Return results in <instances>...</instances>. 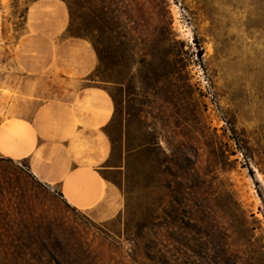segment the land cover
Returning <instances> with one entry per match:
<instances>
[{
  "label": "rangeland",
  "instance_id": "rangeland-1",
  "mask_svg": "<svg viewBox=\"0 0 264 264\" xmlns=\"http://www.w3.org/2000/svg\"><path fill=\"white\" fill-rule=\"evenodd\" d=\"M34 1L0 0V127L10 106L44 90L18 84ZM62 1L85 16L83 35L103 12L141 24L108 29L111 55L122 39L147 64L134 66L99 139L108 151L87 161L119 209L104 219L78 209L29 160L0 155V264H264V0ZM169 37L181 62L173 77L160 64ZM98 183L71 185L104 192Z\"/></svg>",
  "mask_w": 264,
  "mask_h": 264
},
{
  "label": "crops",
  "instance_id": "crops-1",
  "mask_svg": "<svg viewBox=\"0 0 264 264\" xmlns=\"http://www.w3.org/2000/svg\"><path fill=\"white\" fill-rule=\"evenodd\" d=\"M69 22V9L62 0H36L29 5L24 40L30 44L19 55L23 70L18 84L44 90L31 105L9 107L12 115L0 127V136L1 128L7 131L0 155L29 160L33 174L50 186L57 185L71 203L65 188L78 182L81 172L97 173L87 161L108 151L107 143L99 139L114 119L116 107L103 88L79 87L94 73L98 58L87 40L67 36ZM82 143L92 150L76 151ZM103 186L104 197L87 209L102 219L119 209L117 192L106 181Z\"/></svg>",
  "mask_w": 264,
  "mask_h": 264
},
{
  "label": "trees",
  "instance_id": "trees-1",
  "mask_svg": "<svg viewBox=\"0 0 264 264\" xmlns=\"http://www.w3.org/2000/svg\"><path fill=\"white\" fill-rule=\"evenodd\" d=\"M69 13H70V22L68 29L66 31L67 36L69 37H75V38H81L84 40H87L92 47L94 48L97 58H98V64L97 67L92 75H90L86 80L87 82H95V83H101L104 84L106 87H101L110 95L112 98L115 107H116V114L114 116V119L116 115L118 114V107H119V96L120 93L127 94V88L130 84V76L132 73V70L134 66L136 65H146L147 61L144 59L138 61L136 57L137 55L134 53H128L126 54L124 52V48L128 46L129 44L122 40V39H116V41H113V45L118 49L117 53L114 55H111L109 53V49L107 46V43L109 42V35H108V29L110 28V25H113L115 27H119L121 29H129L132 31L133 27L131 25V22L136 24L137 26H141V24L131 19L132 17H127V19H124L123 17L120 19L118 18L116 21L113 22L108 21V16H106V13H102L100 15L99 21H96L95 17H90L88 15V19L95 22V27L89 30L87 35H83L81 33H78L75 31V25L78 20H85V16L77 17L75 18V9L73 3L70 1H65ZM90 9V7H89ZM97 17V16H96ZM98 18V17H97ZM132 20V21H131ZM132 28V29H130ZM159 32L162 33L161 28L158 29ZM162 41V40H161ZM172 42H175L174 39H171L170 37L167 39H164V43H169L168 48V56L163 61H161V67L162 69L168 73L169 76L173 77L180 71V60H179V54L178 49H175V47L172 45ZM183 43H181L182 45ZM184 45V44H183ZM200 58L203 56V54H199ZM131 93L130 95H132ZM192 105V104H191ZM191 113H194L195 110L191 109ZM114 119L111 123H113ZM110 123V124H111ZM110 127V125L105 129V131ZM110 140L113 141L112 137L108 135ZM0 160H3L2 157H0ZM102 177L109 181L108 177L104 174H102ZM61 197H63V194H59Z\"/></svg>",
  "mask_w": 264,
  "mask_h": 264
},
{
  "label": "bare ground",
  "instance_id": "bare-ground-1",
  "mask_svg": "<svg viewBox=\"0 0 264 264\" xmlns=\"http://www.w3.org/2000/svg\"><path fill=\"white\" fill-rule=\"evenodd\" d=\"M2 130L3 134L1 132L2 135L0 136V145L6 147L7 131L6 129ZM39 160L41 161V158H39ZM78 180L86 184H90L91 182H100L104 184V179L98 173L93 172H81L78 175ZM65 192L71 204L78 209L93 208L96 205L95 197L98 195V198H102L105 195V192L102 191L97 193L91 189H79L78 187L71 185V182L66 186ZM92 194H94V197H92Z\"/></svg>",
  "mask_w": 264,
  "mask_h": 264
}]
</instances>
